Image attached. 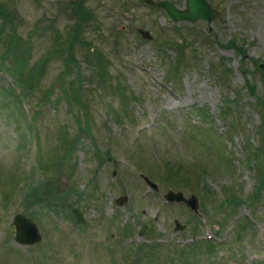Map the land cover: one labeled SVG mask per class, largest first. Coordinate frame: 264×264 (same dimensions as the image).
I'll return each mask as SVG.
<instances>
[{
    "label": "rangeland",
    "instance_id": "1",
    "mask_svg": "<svg viewBox=\"0 0 264 264\" xmlns=\"http://www.w3.org/2000/svg\"><path fill=\"white\" fill-rule=\"evenodd\" d=\"M121 2L0 0V57H28L22 86L0 70V264H264V0L194 23ZM17 213L40 243L15 240Z\"/></svg>",
    "mask_w": 264,
    "mask_h": 264
},
{
    "label": "water",
    "instance_id": "2",
    "mask_svg": "<svg viewBox=\"0 0 264 264\" xmlns=\"http://www.w3.org/2000/svg\"><path fill=\"white\" fill-rule=\"evenodd\" d=\"M187 5L188 10L181 12L177 10V8L168 1H159L157 3V6L165 7L166 9H168L171 17L176 21L187 20L194 22L198 19H203L208 22H211L218 15V12L213 10L207 0H187ZM143 35L146 36L148 39L152 38V35L148 31L144 32ZM259 68L264 69V61L259 62ZM143 176L149 184L155 186L154 183L147 176ZM166 197L171 201H184L193 210L198 211L199 200L198 197L194 194L190 197H186L181 190L175 191L173 189H170L166 193ZM126 198L127 197L120 199L119 203H122V201ZM74 212L80 221L85 220L80 209L75 208ZM175 223L176 229L184 227L183 225H181L178 219L175 220ZM14 224L16 230L15 239L18 243L22 245H33L42 241L43 234L40 230V227L38 226L37 222L28 215L24 213L17 214L14 218Z\"/></svg>",
    "mask_w": 264,
    "mask_h": 264
},
{
    "label": "trees",
    "instance_id": "3",
    "mask_svg": "<svg viewBox=\"0 0 264 264\" xmlns=\"http://www.w3.org/2000/svg\"><path fill=\"white\" fill-rule=\"evenodd\" d=\"M79 8V7H77ZM81 14H80V17H81V20H85V17L87 16L85 13H82V11H80ZM3 19L4 22H8V23H12L13 21V18L10 16L8 10H6V6H1L0 5V20ZM79 30L80 28L77 30L78 33H79ZM1 32V30H0ZM79 39H80V34H79ZM15 41V40H13ZM81 41V39L79 40ZM82 43H84L83 41H81ZM15 42H13V45L15 46L14 44ZM17 46V45H16ZM73 48L74 47H55L53 52H61V55H64V59L67 63V66H66V71L64 72V74H69V65L71 64V62H74L75 58H74V53H73ZM85 48H88V50L91 51V48L90 47H85ZM17 51V54L19 57L16 58V62L17 64H19L20 62V66H18L15 70L12 69V68H9V67H6L7 64L4 62L5 61V58L3 56L0 57V70L1 71H5V72H10V74H12L16 80V82L18 83V85L22 86L24 83H25V80L23 79V76H22V73H23V68L25 67V65H27L26 61L28 59L27 55H25L23 52H22V49L20 50L19 47H8V50H7V53H10V52H16ZM52 52V53H53ZM50 53L49 55L43 57L41 60H38L37 62L34 63L33 65V69H32V72H30V75H29V83L32 82L33 78L36 77L37 75H39V73H42L43 71H45V68L47 66V62L51 56ZM21 55L23 56L21 59ZM90 58V57H89ZM20 59V60H19ZM97 62H96V68H99L100 67V64L102 62V59L100 57H97ZM96 61V59H95ZM6 64V65H5ZM62 75V79L65 75ZM102 76H108L106 73L103 74ZM98 84L100 87H104L107 85L108 81L105 80V79H102V80H98ZM30 85H33V84H30ZM75 94H77V96L79 95L80 96V91L79 90H75ZM83 98V96H80ZM68 98L69 95H68ZM81 98V99H82ZM72 149V148H71ZM262 184H264V174H262V179H261V182ZM32 194V193H30ZM30 194H26V197H28ZM247 221L251 222L252 219L250 218H246ZM212 249H214L213 244L210 245Z\"/></svg>",
    "mask_w": 264,
    "mask_h": 264
},
{
    "label": "flooded vegetation",
    "instance_id": "4",
    "mask_svg": "<svg viewBox=\"0 0 264 264\" xmlns=\"http://www.w3.org/2000/svg\"><path fill=\"white\" fill-rule=\"evenodd\" d=\"M103 1V0H102ZM120 1H122L121 3L123 4V7L124 8H129V9H131L132 7H134V6H145V7H147L148 8V10H149V12H148V14L151 12V10H153V11H163V13H164V15H165V17L167 18V19H170L172 22H183V21H187V20H180V21H176V20H174L172 17H171V15H170V13H169V11H168V9H166L165 7H161V6H157V3L159 2V1H168V2H170V3H172L176 8H177V10H179V11H181V12H183V11H187L188 10V5H187V0H134L133 2L131 1V0H129V2H128V5L127 4H125V3H123L124 1H126V0H120ZM208 2H209V4H210V6L213 8V10L214 11H217L218 12V15H219V13H220V9H219V7L215 4V0H207ZM130 3H132V6H130ZM126 14H128V12H125ZM217 15V16H218ZM130 16H132V15H130ZM100 20V19H99ZM199 20V19H198ZM197 21V20H196ZM195 22V21H194ZM194 22H192V23H194ZM101 24V23H100ZM139 30V28L137 27V32H138V34L139 35H143V33H144V31L143 32H140V31H138ZM145 30H147V29H145ZM146 34V33H145ZM152 34V33H151Z\"/></svg>",
    "mask_w": 264,
    "mask_h": 264
}]
</instances>
